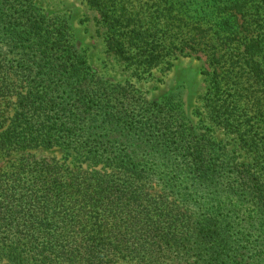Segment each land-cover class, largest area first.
<instances>
[{
	"label": "trees",
	"instance_id": "16d2710c",
	"mask_svg": "<svg viewBox=\"0 0 264 264\" xmlns=\"http://www.w3.org/2000/svg\"><path fill=\"white\" fill-rule=\"evenodd\" d=\"M84 1L137 79L204 56L207 123L253 163L102 76L64 15L0 0V264H264V0Z\"/></svg>",
	"mask_w": 264,
	"mask_h": 264
},
{
	"label": "rangeland",
	"instance_id": "374dc122",
	"mask_svg": "<svg viewBox=\"0 0 264 264\" xmlns=\"http://www.w3.org/2000/svg\"><path fill=\"white\" fill-rule=\"evenodd\" d=\"M39 6L48 14H62L67 17L73 28L74 41L77 48L86 55L89 64L102 76L115 82L131 81L139 94L151 101L162 100L171 97L174 109L181 111L194 123L201 127H209L211 136H214L228 149H235V156L240 163H253L251 153H248L236 135L228 133L225 129L211 126L206 119L203 96L206 92L205 75L202 69L205 57L198 59L196 56H184L176 54L170 57L173 63L170 69L167 62H162L153 69L152 74L143 79H137L131 75L132 71L126 68V64L120 61L114 54L108 51L105 41V29L98 22V13L84 0H37ZM16 51V50H15ZM14 51V52H15ZM14 52L6 49L0 43V59L7 57L15 59ZM199 111L202 113L199 116ZM201 117L206 123L201 122ZM264 140V136L261 137ZM37 157H62L60 149H34L29 151ZM263 162L253 165V171L264 181ZM253 209V205H249ZM136 264V263H123ZM175 264H203L196 256L182 257Z\"/></svg>",
	"mask_w": 264,
	"mask_h": 264
}]
</instances>
